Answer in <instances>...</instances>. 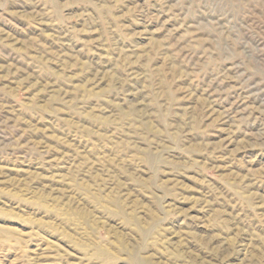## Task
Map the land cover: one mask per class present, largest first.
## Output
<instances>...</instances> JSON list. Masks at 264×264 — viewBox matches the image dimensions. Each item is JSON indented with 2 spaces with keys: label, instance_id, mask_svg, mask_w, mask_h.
Instances as JSON below:
<instances>
[{
  "label": "rangeland",
  "instance_id": "1",
  "mask_svg": "<svg viewBox=\"0 0 264 264\" xmlns=\"http://www.w3.org/2000/svg\"><path fill=\"white\" fill-rule=\"evenodd\" d=\"M0 264H264V0H0Z\"/></svg>",
  "mask_w": 264,
  "mask_h": 264
}]
</instances>
